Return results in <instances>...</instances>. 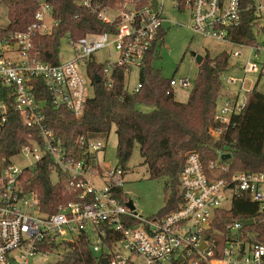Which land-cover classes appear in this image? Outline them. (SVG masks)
Masks as SVG:
<instances>
[{"label":"built area","instance_id":"built-area-1","mask_svg":"<svg viewBox=\"0 0 264 264\" xmlns=\"http://www.w3.org/2000/svg\"><path fill=\"white\" fill-rule=\"evenodd\" d=\"M145 1L141 5L139 0L113 3L80 0L81 7L111 30L88 34L78 40L67 39L73 50L72 57L55 65L37 60L32 52L33 38L49 35L57 25L51 16V7L43 0L39 1L34 22L26 32L0 37V129L11 108L36 136L28 139L0 170V264H30V259L37 255L51 254L45 251V244L72 243L80 235L90 242L92 254L99 256L101 262L105 259L106 264H264V245L228 239L215 257L209 235L216 211L224 209L223 202L231 204L235 196L248 194L252 202L264 208V172H237L228 180L216 178L211 173L227 170L221 154L209 163L208 173L198 155L188 154L179 176L178 208L162 217L144 218L135 207L130 210L126 205L129 199H124L123 186L129 169L101 165L99 155L103 152L104 159V138H77L81 155L73 158L45 123L42 110L46 100L37 98L43 90L56 109L64 108L79 117L93 97H89V90L94 95L95 75L89 77V64L102 67L101 80L110 88L113 70H123L124 82L130 69H137L139 73L149 53L158 54L164 42L160 36L166 33L163 3ZM173 3L177 11H189V29L193 35L236 48L230 54L227 52L229 60L230 57L239 59L244 49L249 50L246 65H229L219 77L223 96L216 104L213 117L219 128L212 133L217 138L243 111L250 91L264 93V23L261 22L264 3L260 0L257 5L255 0L254 16L259 24L253 27V42L238 44L232 41V36L241 25L239 0ZM258 37L262 38L260 42L256 41ZM110 49H114L116 58L98 62L97 54ZM237 67L243 72L242 78L230 74V69ZM254 75L256 80H246V76ZM259 82L262 89H258ZM191 85L188 78L169 80L172 90L188 89ZM230 86L235 88L234 92L226 89ZM140 89L139 82L132 91L125 88L129 93ZM20 156L28 162L18 167L13 159ZM45 158L52 182L56 183L57 174L61 173L67 177L66 189L78 193L75 202L61 205L53 214L43 213L35 193H26L22 187L23 172L33 169ZM241 228L237 222L229 228V233L234 235Z\"/></svg>","mask_w":264,"mask_h":264},{"label":"trees","instance_id":"trees-1","mask_svg":"<svg viewBox=\"0 0 264 264\" xmlns=\"http://www.w3.org/2000/svg\"><path fill=\"white\" fill-rule=\"evenodd\" d=\"M39 1L7 0V25L0 28V37L26 32L34 22ZM43 1L51 7V16L57 25L49 35L35 36L32 40V52L41 62L58 63L63 39L78 40L88 34L111 30L81 7L80 0ZM109 1L113 3L119 0ZM139 1L141 5L146 3L145 0ZM172 1L182 4L184 0ZM239 9L241 25L233 33L232 41L235 44L251 43L257 19L254 16L255 0H239ZM160 37L164 39V34ZM155 58L154 54L149 53L144 59L138 75L141 89L137 93L125 90L122 69L113 70L111 87L107 88L101 80L102 67L89 64V77L97 75L100 82L92 84L94 95L87 101L79 117L64 108L56 109L45 90L37 98L46 100L42 110L45 123L73 158L78 159L81 155L76 145L77 138L106 139L112 128H115L117 159L121 167L127 168L137 146L141 166L145 167L148 178L164 180V206L156 214L162 217L179 206V176L188 154L198 155L206 172L209 163L216 161L218 154L223 158L229 155L230 158L224 162L227 170L211 173L216 178L228 180L237 172H264V93L250 91L243 111L216 138L212 133L219 126L213 117L216 104L223 96L219 77L228 70L229 56L221 53L211 58L205 54L185 103L175 100L169 80L164 79L152 65ZM138 106L151 108V111L142 112ZM30 138H36L34 130L27 128L23 119L9 108L0 129V170ZM57 175L58 181L53 183L46 158L33 169L23 172L24 192L35 193L41 211L46 214L56 213L61 205L75 202L78 196L77 191L66 189L67 177L61 173ZM248 220L253 222L251 226L241 228L234 235L229 233V228L235 223ZM209 235L214 244L215 257L219 256L228 239L264 245V208L252 202L248 194L235 196L229 209L216 211ZM44 249L49 253L61 250L59 259L53 264H103L99 256L92 254L90 242L83 235L72 243L45 244Z\"/></svg>","mask_w":264,"mask_h":264},{"label":"rangeland","instance_id":"rangeland-1","mask_svg":"<svg viewBox=\"0 0 264 264\" xmlns=\"http://www.w3.org/2000/svg\"><path fill=\"white\" fill-rule=\"evenodd\" d=\"M159 4L163 3L162 17L166 20L164 26L166 33L164 34L163 45L158 49V54L153 61V67L158 69L160 75L166 79L180 80L181 78H188L191 81V87L188 89H181L176 87L173 89L174 98L177 102L185 103L188 99L189 93L194 85V82L198 73V66L195 60L191 57V53L200 54L202 57L205 54H209L211 58L225 53H232L236 50L234 46H228L225 44L217 43L209 39H203L200 36L193 35L190 27V13L188 10L182 12L177 11L174 8L172 0H157ZM264 3V0H262ZM260 0H256L258 5ZM7 0L0 1V28H4L7 25ZM47 24L50 23L49 19L46 20ZM264 23V18L261 20ZM177 24V25H175ZM259 21L256 22L255 27L258 26ZM262 40L261 37L256 38L257 42ZM228 52V53H227ZM73 50L69 46V40L63 39L59 47V60L66 61L72 57ZM116 58V52L114 49L103 50L96 56L98 62L103 63L107 60H113ZM249 58V50L244 49L242 57L234 59L230 57L229 65H246ZM252 61H256L255 57H251ZM261 61V57L257 60ZM230 74L236 77H243V72L240 67L230 69ZM138 70L130 69V73L124 77V86L128 91H132L138 83ZM246 76V80L250 81V78L256 80L257 77ZM262 83L259 82L258 89H262ZM229 92H234L235 88L230 86L226 88ZM93 93L89 90V97H92ZM138 109L142 112H149L151 108L145 106H138ZM105 146L104 159L103 152L99 155V161L101 165L114 167L119 165L116 151V135L115 128H112L108 137L103 141ZM22 156L13 159L15 166L20 167L23 163H27ZM126 167L129 169V173L126 177V183L123 186V193L129 200L132 201L135 211L144 218H149L156 215L164 206V180H150L148 178L145 167L141 166V158L139 155L138 147L135 146L132 152V156L127 163ZM222 207L229 209L230 204L223 202ZM61 254L59 249L55 253L48 255H37L30 259V264H52L56 262Z\"/></svg>","mask_w":264,"mask_h":264},{"label":"water","instance_id":"water-1","mask_svg":"<svg viewBox=\"0 0 264 264\" xmlns=\"http://www.w3.org/2000/svg\"><path fill=\"white\" fill-rule=\"evenodd\" d=\"M191 55V57L195 60V62H196V64H197V66H199L201 63H202V61H203V57L200 55V54H196V53H191L190 54ZM94 83H99V78H98V76H94ZM230 158V156L229 155H227V156H225L224 158H223V160H228ZM127 207L130 209V210H134V205H133V203H132V201L131 200H129L128 202H127ZM241 225H242V227H248V226H251L252 224H253V222L251 221V220H248V221H240L239 222ZM202 248H204V244H202V246H201ZM242 247L243 246H241V249H242ZM102 263L103 264H106V260L105 259H103L102 260Z\"/></svg>","mask_w":264,"mask_h":264}]
</instances>
